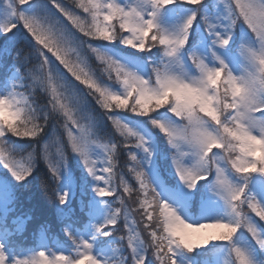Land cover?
<instances>
[{
  "label": "snow or ice",
  "instance_id": "6c2138e0",
  "mask_svg": "<svg viewBox=\"0 0 264 264\" xmlns=\"http://www.w3.org/2000/svg\"><path fill=\"white\" fill-rule=\"evenodd\" d=\"M41 160L67 253L8 226ZM0 169V264H264V0H0Z\"/></svg>",
  "mask_w": 264,
  "mask_h": 264
},
{
  "label": "trees",
  "instance_id": "16d2710c",
  "mask_svg": "<svg viewBox=\"0 0 264 264\" xmlns=\"http://www.w3.org/2000/svg\"><path fill=\"white\" fill-rule=\"evenodd\" d=\"M65 4L70 5L69 0H63ZM72 2V0H71ZM50 55V54H49ZM75 58L74 56L72 57ZM90 60L92 67L99 73L100 68L95 61L94 57H91ZM19 91H25L24 88H19ZM36 103L38 105L47 104L48 102V96L44 93H39L35 97ZM94 103V101H93ZM92 115H97V113L93 112ZM49 133L52 132L51 127L48 129ZM114 133V129L111 128V124L109 122V125L107 129H105L101 135H112ZM118 136V134H116ZM47 139V137H46ZM126 158V154L121 153V156L119 160L117 161V164L119 166H123V161ZM77 161L76 160H70L69 165L70 169L74 171H78L77 169ZM124 167V171L126 172V166ZM121 167L117 168V183L119 182V173H120ZM5 170L0 169V174H2ZM128 178V177H126ZM48 184L49 192L55 187L54 184H52L50 180V174L48 173L47 165L44 163L43 160H41L37 166V170L33 173V177L31 178V183L27 187H22L19 189L18 192V200L15 205V211L11 213L9 216L8 226L9 228H14V225L12 224V219L16 216H27L31 215L32 220L28 222L26 225L24 231L20 234L14 235L13 239L23 247H28L29 244H35L36 238L40 235L41 232V226H45L47 228V238L49 241V246H53V239L55 238H63L69 242V245H71V241L67 238L65 233L63 232V226L67 223V221H61L55 211V204L54 201L49 199V195L44 191V183ZM133 182L130 180V183ZM122 191V189H121ZM111 199V198H110ZM135 197L128 198L125 196V200L127 201V207L132 211L133 215L130 217V219H134L137 222L140 221V213L136 212L137 207L129 206L128 203L130 201L134 200ZM119 206V205H117ZM140 227H143V224L140 225ZM120 231L116 233V236L119 237L121 235L125 236V244H126V231L123 230V219L121 218L120 222ZM72 245L69 247L71 249Z\"/></svg>",
  "mask_w": 264,
  "mask_h": 264
},
{
  "label": "rangeland",
  "instance_id": "374dc122",
  "mask_svg": "<svg viewBox=\"0 0 264 264\" xmlns=\"http://www.w3.org/2000/svg\"><path fill=\"white\" fill-rule=\"evenodd\" d=\"M70 1V5H72V2H71V0H69ZM214 2H217V0H215ZM68 24H69V27H71V24H70V22H67ZM3 170V169H2ZM129 204V206H132V205H134L133 203H132V200L130 201V203H128ZM133 207H137V205H134ZM248 235V234H247ZM246 236V235H245ZM59 249H62V248H59ZM39 250V248L37 249V251ZM53 251H55V250H57V249H52ZM227 257H226V252H225V250L224 249H222L221 251H219L217 254H216V259H217V261H218V264H223V261L226 259Z\"/></svg>",
  "mask_w": 264,
  "mask_h": 264
}]
</instances>
